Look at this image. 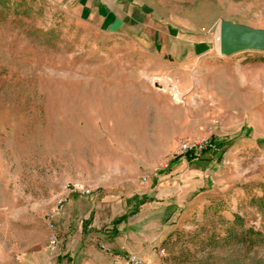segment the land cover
<instances>
[{
  "label": "rangeland",
  "instance_id": "rangeland-1",
  "mask_svg": "<svg viewBox=\"0 0 264 264\" xmlns=\"http://www.w3.org/2000/svg\"><path fill=\"white\" fill-rule=\"evenodd\" d=\"M140 10L171 53L50 0H0V264H59L80 209L134 194L159 201L129 220L152 264H264V52L224 56L220 41L223 21L264 30V0ZM212 136L233 139L223 161L190 167L182 146ZM111 227L83 242L115 251Z\"/></svg>",
  "mask_w": 264,
  "mask_h": 264
},
{
  "label": "crops",
  "instance_id": "crops-1",
  "mask_svg": "<svg viewBox=\"0 0 264 264\" xmlns=\"http://www.w3.org/2000/svg\"><path fill=\"white\" fill-rule=\"evenodd\" d=\"M64 6L66 10L73 11L81 21H89L94 23L101 32L108 34H122L130 36L148 47L154 46L159 48V51H167L169 54L168 42L170 37L161 24H157L151 20L150 15H144L141 12L142 0H50ZM168 30V29H167ZM140 195V194H134ZM133 195V196H134ZM143 195V194H142ZM131 197L127 198L128 200ZM105 199L104 203L93 206L90 210L80 209L79 217L81 221L76 223L75 233L70 236L69 241L65 242L63 248L58 251V258H62L59 264H72L74 260L65 262L66 258L63 256L76 257V264H115L114 254H120L119 251H127L138 254L144 261L148 263L158 262L155 252L152 247L145 246L143 243L144 238L140 237L135 228L130 227V218L135 217L142 211L150 210L159 201L152 200L140 205L136 214L128 217L125 221L118 225L119 233L113 235L112 221L117 217L123 215L128 210L121 206L112 205ZM80 207L82 202L78 199ZM72 200H68L67 209L64 210L63 217L68 221L73 216ZM157 206V205H156ZM164 210L166 207H163ZM159 212V211H156ZM143 215V214H142ZM106 223H111L109 233L114 237L112 241L108 242L111 247L115 249L110 253H104L99 250L94 244H87L83 242L86 235L95 233ZM91 231V232H90ZM61 256V257H60ZM117 264H123L119 261Z\"/></svg>",
  "mask_w": 264,
  "mask_h": 264
},
{
  "label": "trees",
  "instance_id": "trees-1",
  "mask_svg": "<svg viewBox=\"0 0 264 264\" xmlns=\"http://www.w3.org/2000/svg\"><path fill=\"white\" fill-rule=\"evenodd\" d=\"M250 129L248 130V132ZM260 143L264 144V140H261ZM233 144V139L231 138H219L216 136H212L210 138V146L204 149L200 154H196L195 151H188L182 155L190 167L192 168H208L210 165L216 163L220 164L223 161L224 155L229 150V148ZM176 161L172 160L169 164V167L175 164ZM154 200L153 195L143 194V195H134L128 201L130 203H134L133 209L127 211L123 215L117 217L112 221V233L113 235H117L119 233L118 225L125 221L128 217L136 214L139 210L140 205ZM172 206H170V209ZM175 208V207H174Z\"/></svg>",
  "mask_w": 264,
  "mask_h": 264
},
{
  "label": "water",
  "instance_id": "water-1",
  "mask_svg": "<svg viewBox=\"0 0 264 264\" xmlns=\"http://www.w3.org/2000/svg\"><path fill=\"white\" fill-rule=\"evenodd\" d=\"M221 54L232 56L244 51L264 52V30L228 21L221 23Z\"/></svg>",
  "mask_w": 264,
  "mask_h": 264
},
{
  "label": "built area",
  "instance_id": "built-area-1",
  "mask_svg": "<svg viewBox=\"0 0 264 264\" xmlns=\"http://www.w3.org/2000/svg\"><path fill=\"white\" fill-rule=\"evenodd\" d=\"M210 146V139L209 140H205L201 143L195 144V145H189V144H185L182 146V153L185 154L188 151H195L196 154H200L204 149L208 148ZM73 192H83L86 194H90L91 191L90 189H85V188H81L79 186H73L71 189ZM63 199L59 200V203H62ZM59 243V240L57 239L56 235L52 236L51 239V244L52 245H57ZM108 249V248H107ZM126 264H150L146 261H144L142 258H140L137 254L132 253V254H128L124 257Z\"/></svg>",
  "mask_w": 264,
  "mask_h": 264
}]
</instances>
